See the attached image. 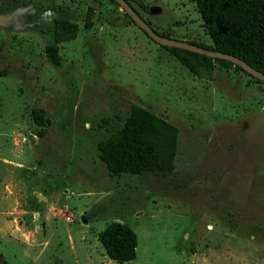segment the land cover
<instances>
[{"label":"rangeland","instance_id":"374dc122","mask_svg":"<svg viewBox=\"0 0 264 264\" xmlns=\"http://www.w3.org/2000/svg\"><path fill=\"white\" fill-rule=\"evenodd\" d=\"M140 1L158 34L212 45L192 0ZM56 18L79 25L60 67ZM0 71V264H117L98 240L111 222L138 238L124 264H264L263 84L218 65L194 77L112 0H0ZM133 104L178 128L171 172L99 160Z\"/></svg>","mask_w":264,"mask_h":264},{"label":"trees","instance_id":"16d2710c","mask_svg":"<svg viewBox=\"0 0 264 264\" xmlns=\"http://www.w3.org/2000/svg\"><path fill=\"white\" fill-rule=\"evenodd\" d=\"M125 1L140 15L133 6L134 3L144 8L140 0ZM192 1L208 30L212 45L188 43L235 56L264 74V0ZM117 6L120 7L118 4ZM93 17L94 10L88 8L85 15V29L93 27ZM130 21L135 25L131 19ZM78 33L77 23L64 18L53 20L52 40L45 47V54L54 67L61 65L59 45L76 39ZM162 36L170 38L166 35ZM164 48L196 78L213 80L214 70L218 65L225 69L243 72L256 83L264 85L229 61L213 59L182 49ZM5 74L4 71H0L1 76ZM45 116L43 109L33 108L32 118L37 126L44 127ZM178 135L179 130L175 125L150 110L133 104L124 125L98 143V157L113 176L171 172L175 167L178 152ZM40 136H43L42 132ZM98 240L106 257L117 264L135 260L138 238L128 225L111 222L98 234ZM3 264L9 263L3 262Z\"/></svg>","mask_w":264,"mask_h":264},{"label":"water","instance_id":"95a60500","mask_svg":"<svg viewBox=\"0 0 264 264\" xmlns=\"http://www.w3.org/2000/svg\"><path fill=\"white\" fill-rule=\"evenodd\" d=\"M114 1L127 14V16L130 17V19L135 23V25L138 26V28H140L142 31H144L146 35L158 45L163 47H172V48L190 51L213 59L229 61L234 65L239 66L243 71H245L252 77L264 83V74L257 71L253 67L249 66L239 58L219 51L205 49L203 47L188 43L186 41H177L168 37H164L160 34H157L152 29V27L140 15H138L137 12L125 0H114ZM82 221L85 222L84 219Z\"/></svg>","mask_w":264,"mask_h":264}]
</instances>
